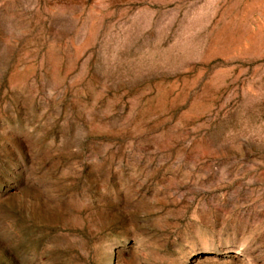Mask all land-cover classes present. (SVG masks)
I'll return each instance as SVG.
<instances>
[{"label": "rangeland", "instance_id": "1", "mask_svg": "<svg viewBox=\"0 0 264 264\" xmlns=\"http://www.w3.org/2000/svg\"><path fill=\"white\" fill-rule=\"evenodd\" d=\"M0 264H264V0H0Z\"/></svg>", "mask_w": 264, "mask_h": 264}]
</instances>
